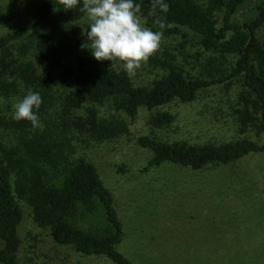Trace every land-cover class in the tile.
I'll return each instance as SVG.
<instances>
[{
    "label": "trees",
    "instance_id": "16d2710c",
    "mask_svg": "<svg viewBox=\"0 0 264 264\" xmlns=\"http://www.w3.org/2000/svg\"><path fill=\"white\" fill-rule=\"evenodd\" d=\"M135 2L148 28H161L156 23L159 18L164 34L185 38L183 29L196 39L199 49L208 53L201 75L184 73L166 48H159L144 62L163 73L149 87L133 86L121 66L87 68L77 59L75 67L68 66L81 40L86 41L77 31V22L85 14L79 6L66 11L58 0H40L30 18L0 36V97L19 90L22 99L29 90L38 92L42 104L36 114L43 125L33 129L28 121L0 117V128L14 136L7 144L0 143V264H20L17 226L22 213L17 200L27 203L33 223L47 229L56 245L111 264H132L116 249L122 239L121 223L95 168L84 159L67 156L72 131L103 141L124 134L126 124L118 118H96L93 112L85 119H74L71 109L109 101L113 111L131 118L138 108L150 111L173 101L188 103L199 90L233 80L239 85L237 124L241 130L264 135V0H165L166 13L158 9L153 13L152 0ZM55 72L71 80L75 91L62 100L55 118L48 119L47 111L57 100L52 85ZM172 120L169 113L159 112L150 122L161 126ZM136 144L152 154L147 168L170 163L198 170L230 164L248 154L264 156V143L245 138L188 145L139 137ZM261 193L264 198V184ZM96 205L105 226L101 230L79 228L77 212H94Z\"/></svg>",
    "mask_w": 264,
    "mask_h": 264
},
{
    "label": "rangeland",
    "instance_id": "374dc122",
    "mask_svg": "<svg viewBox=\"0 0 264 264\" xmlns=\"http://www.w3.org/2000/svg\"><path fill=\"white\" fill-rule=\"evenodd\" d=\"M39 1L0 0V36L30 18ZM142 20L146 26L145 19ZM87 27L84 15L77 22L81 36L84 37L82 32ZM156 31L163 33V28ZM182 32L188 36L181 38L163 33L160 48L173 53L184 73L199 76L208 53L199 49L196 39L186 30ZM85 42L81 40L80 50L74 52L76 58L71 59L68 66L75 67L77 59L87 68L113 67L110 61L93 58L88 49L82 48ZM161 75L162 71L149 69L143 63L134 76H128L133 86L149 87L152 80ZM52 85L57 100L47 111L48 119L55 118L62 100L75 91L72 81L63 79L59 72L53 74ZM238 90L239 85L233 80L228 85L212 84L199 90L191 102L173 101L150 111L138 108L131 118L113 111L109 101L84 103L71 109L74 119H85L93 112L96 118H118L126 124L124 134L103 141L94 140L83 131H72L67 156L70 160L84 159L95 168L111 195L121 223L122 239L116 249L132 264L264 262L263 154H248L230 164L207 165L198 170L170 163L147 168L152 154L136 144L139 137L188 145L222 144L243 138L264 143V135H257L251 129L241 130L237 124L235 97ZM18 99L19 90L9 97H0L1 118H13L12 105ZM159 112L173 116L172 122L153 125L151 117ZM13 139V134L0 128L2 145ZM17 204L22 213L17 226L16 257L20 264H111L101 257L83 256L69 246L56 245L47 229L33 223L27 203L17 200ZM75 223L81 229L90 230H101L105 226L97 205L94 212H77Z\"/></svg>",
    "mask_w": 264,
    "mask_h": 264
},
{
    "label": "clouds",
    "instance_id": "9594fccd",
    "mask_svg": "<svg viewBox=\"0 0 264 264\" xmlns=\"http://www.w3.org/2000/svg\"><path fill=\"white\" fill-rule=\"evenodd\" d=\"M66 10L80 7L88 20V27L82 35L86 42L82 48L91 52L97 61H110L111 66L119 64L129 76H134L162 43L163 33L146 27L141 16V9L135 0H58ZM157 9L166 13L168 5L165 0H152V11ZM156 23L163 28V22L157 18ZM42 104L38 92L29 90L13 105V119L28 121L33 129L43 128L36 110Z\"/></svg>",
    "mask_w": 264,
    "mask_h": 264
}]
</instances>
